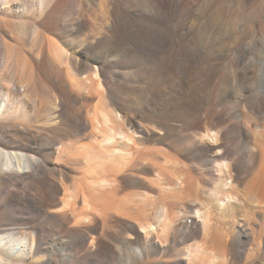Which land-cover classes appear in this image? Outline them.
Instances as JSON below:
<instances>
[{
    "label": "rangeland",
    "instance_id": "obj_1",
    "mask_svg": "<svg viewBox=\"0 0 264 264\" xmlns=\"http://www.w3.org/2000/svg\"><path fill=\"white\" fill-rule=\"evenodd\" d=\"M80 1L85 21L64 20L65 27L44 31L57 40L56 49L74 56L62 75L41 77L46 111L28 109L29 126L54 148L68 146L59 155H42L51 157L50 178L65 180L70 192L85 185L89 192L96 176L115 182L101 195L108 201L89 197L97 207V232L90 214L82 220L80 201L73 216L61 218L69 206L63 192L46 195L38 179L18 177L10 189L4 186L0 239L39 237L34 259L12 264H264V0ZM95 65L99 87L84 82ZM11 87V98H21V85ZM4 96L0 86V101ZM95 115L116 131H136L138 148L122 158L103 154L108 150L96 146L103 134L81 122ZM190 116H212L227 147L226 193L216 192L215 134L205 136ZM11 189L48 196V209L22 206ZM76 227L100 234V249L89 240L74 243Z\"/></svg>",
    "mask_w": 264,
    "mask_h": 264
},
{
    "label": "bare ground",
    "instance_id": "obj_2",
    "mask_svg": "<svg viewBox=\"0 0 264 264\" xmlns=\"http://www.w3.org/2000/svg\"><path fill=\"white\" fill-rule=\"evenodd\" d=\"M79 1L80 0H0V61L2 62L0 69V86L5 95L2 101H0V192L4 189V186H8L9 188L13 181H18V177L23 178V176H27L35 178L36 180L38 179L40 183L45 185L44 189H40L43 193L46 192V195L48 194L51 196L62 191L63 194L61 193L62 196H59L60 199L66 202L69 206L73 204V209L68 206V208H65L59 213L61 218H64L67 215H72L71 212L75 211L74 208L76 203L80 201L82 204H85V206L83 205L85 208L84 211L87 213L82 212L84 215L90 214L92 216L91 220L96 224L94 231L97 232L99 218L95 215L94 211L97 207H93L94 201L90 202L89 197L92 198L94 196L96 197V201L100 200L99 202L97 201V203L108 201L104 200L101 195L103 190H105L104 188L112 186L115 181L107 179H101L100 181V177L96 176L95 179H90V185L89 183L87 184L89 185L87 186V188L89 187V192H87L88 189H84L85 185L83 187L80 186V191L77 193L72 192L74 189H69L72 190L71 192L68 190L69 187H66L67 184L65 180H60L59 182V179L57 181L56 179H51L48 174V171L50 170L48 165L52 162L51 157L42 155V151L45 150L49 153L56 152L55 154L59 155L61 152H64L68 146L66 147L64 146L65 144H60L54 148L56 143L52 139H47L46 142H43L37 134H33L32 132H34V130L29 126L30 116L27 112L28 109H41L42 112L46 111L47 102L41 98V77L47 72H59V74L62 75L64 70L62 65H66V63L74 56L69 49H56V45L59 47L57 40L54 41L46 36L44 31H47L52 27H65L69 23L81 24L79 22L85 21L82 14L83 11L81 10V1ZM64 20L68 23L65 21L67 24H62L61 21ZM78 24L76 26H78ZM55 35L58 40H61L58 30L55 32ZM99 41H97L98 44ZM99 78L100 66L95 65L90 73L87 72L85 74L84 82L94 83L99 87ZM65 82L68 84V80L65 79ZM11 85H21V98L17 100L11 98V92L13 90ZM98 116L95 115L91 119L86 117L84 121L81 120V122H85L86 124H89L88 122H90L92 129L96 134H103L101 137L102 139L96 141L97 147L100 145L101 148L104 147L108 150V152H103V154H108L109 157L117 156L122 158L129 156L132 150L138 148V139L135 137L136 131H132V133L128 130L116 131L115 128L111 126L112 122H110L109 119L106 118L105 120V118H103L105 121L100 123ZM103 117H105V114ZM116 117H118V115ZM190 117L191 118L188 119L190 123L195 122L197 123V126L200 127V130L203 128L205 129V136L213 138L210 134L211 132L215 134L214 143L210 145L214 149V152H216L214 154L215 161L217 162L215 170L219 173V182L215 184L216 192L222 193L225 191L226 193L227 183L225 179H223V176L226 173H231V168L226 162L227 147L224 143L218 141L217 137L220 133L215 132L212 116L211 118L206 117L204 120H199L195 116ZM118 118L120 119V117ZM117 135L119 138H116ZM6 137L14 141H19L20 145L17 148L7 146L5 140ZM24 142L26 145L23 144ZM85 150L87 151V149ZM217 151L222 153L218 155ZM90 153L91 157L85 155V157L87 156L85 158L86 161L100 157L102 151L98 154L95 152L94 155H92L94 152ZM80 159L85 161V159ZM114 163V161L110 162L111 165H114ZM105 166L110 167V165ZM149 166V164H145L143 167ZM53 170L55 171L57 169L53 168ZM63 182H65V186ZM229 187L232 188V185H229ZM82 188L83 190H81ZM12 190L13 189L10 190L11 195L15 191ZM112 193L115 194V191H111V194ZM14 196L24 207H32L35 210L48 209V196H26L18 194L17 192ZM254 202L257 204L260 203L258 201ZM83 206H81V210L84 209ZM170 213L171 211L166 208V215H169ZM90 215L83 216L82 214V220L90 219ZM91 220L89 221L91 222ZM143 228L146 229L145 227ZM91 230L92 229L76 227L73 230V242L76 243L77 241L83 242L89 240L91 245L93 243L95 248L99 250L100 234L96 235L90 233L89 231ZM149 230L150 229L145 230V237H149ZM132 231L136 236H140V231L135 227ZM38 238L39 237L31 233L27 234L24 239L13 237L12 239L5 241L1 238L0 264H12L11 261L23 259L24 256L33 260L34 255L38 252L36 250ZM209 246L210 245H203L201 247L206 250ZM97 253H99V251ZM93 254L95 255V253Z\"/></svg>",
    "mask_w": 264,
    "mask_h": 264
}]
</instances>
